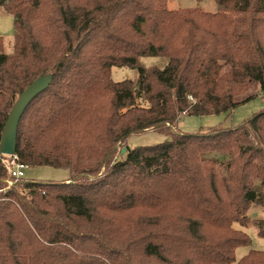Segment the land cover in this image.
<instances>
[{"label": "trees", "instance_id": "obj_1", "mask_svg": "<svg viewBox=\"0 0 264 264\" xmlns=\"http://www.w3.org/2000/svg\"><path fill=\"white\" fill-rule=\"evenodd\" d=\"M167 2L0 0L14 26L9 52L0 37V136L18 95L51 75L19 120L15 154L68 173L3 190L0 163V264H264L253 249L236 260L251 240L233 228L252 204L264 209V108L236 127L171 132L181 116L264 93V0H215L212 14ZM144 57L167 64L144 68ZM114 67L137 81H112ZM146 132L166 139L125 146ZM211 154L228 157L223 172Z\"/></svg>", "mask_w": 264, "mask_h": 264}, {"label": "rangeland", "instance_id": "obj_2", "mask_svg": "<svg viewBox=\"0 0 264 264\" xmlns=\"http://www.w3.org/2000/svg\"><path fill=\"white\" fill-rule=\"evenodd\" d=\"M167 8L171 11H190L200 10L203 13L212 14L217 12L218 7L215 0H203L202 2H196V0H168ZM14 26L13 17L5 12L3 7L0 6V37L4 42V49L2 52H9L10 44L13 41ZM140 65L144 68L156 67L162 69L167 64V59L163 57H144L140 59ZM110 78L114 82H120L123 80H131L136 82L138 79V73L136 69H130L126 67L112 68ZM248 94H257V98L250 102L239 106L227 113H221L211 116L202 117H185L181 116L175 128H171L172 133L177 131L186 133H199L207 132L216 126L223 128L236 127L242 122L250 118L253 114L261 111L264 108V93L259 91V88L250 90ZM165 136L155 132H146L141 135L131 136L126 145L128 148L137 146H149L161 143L165 141ZM124 148V147H123ZM118 149V153L120 152ZM211 159L216 160L222 167L221 172L228 161L226 155H213L209 156ZM68 177V173L63 169H53L49 167H29L25 171V179L35 182H62ZM7 177L3 180L5 188H12L16 182L10 181L9 185ZM258 182H255L254 191L257 192ZM1 191V190H0ZM249 221L246 226H240L239 224H233V228L246 233L251 240V245L248 247H239L235 251L236 260H239L248 253L250 249L264 252V239L257 236V220L264 217V209L256 204H252L246 215Z\"/></svg>", "mask_w": 264, "mask_h": 264}, {"label": "water", "instance_id": "obj_3", "mask_svg": "<svg viewBox=\"0 0 264 264\" xmlns=\"http://www.w3.org/2000/svg\"><path fill=\"white\" fill-rule=\"evenodd\" d=\"M51 81V75L40 76L31 82L17 97L9 111L0 136V155L15 154L16 135L19 120L31 100L43 92ZM125 150H122L124 152Z\"/></svg>", "mask_w": 264, "mask_h": 264}, {"label": "built area", "instance_id": "obj_4", "mask_svg": "<svg viewBox=\"0 0 264 264\" xmlns=\"http://www.w3.org/2000/svg\"><path fill=\"white\" fill-rule=\"evenodd\" d=\"M0 163L7 173V183L10 185L12 181L16 182L19 180L27 181L25 179V171L29 166L19 162L16 154L5 156L0 155ZM11 181V182H10Z\"/></svg>", "mask_w": 264, "mask_h": 264}]
</instances>
